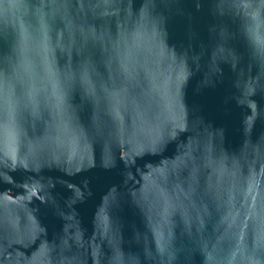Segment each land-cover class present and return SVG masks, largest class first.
Masks as SVG:
<instances>
[{
    "label": "water",
    "instance_id": "1",
    "mask_svg": "<svg viewBox=\"0 0 264 264\" xmlns=\"http://www.w3.org/2000/svg\"><path fill=\"white\" fill-rule=\"evenodd\" d=\"M0 264H264V0H0Z\"/></svg>",
    "mask_w": 264,
    "mask_h": 264
}]
</instances>
